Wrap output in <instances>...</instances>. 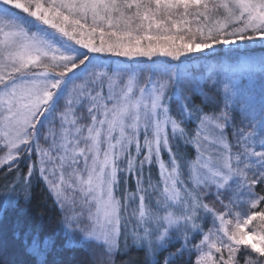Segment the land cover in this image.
Segmentation results:
<instances>
[{"label":"snow or ice","instance_id":"6c2138e0","mask_svg":"<svg viewBox=\"0 0 264 264\" xmlns=\"http://www.w3.org/2000/svg\"><path fill=\"white\" fill-rule=\"evenodd\" d=\"M257 42L264 0H0V264H264Z\"/></svg>","mask_w":264,"mask_h":264},{"label":"trees","instance_id":"16d2710c","mask_svg":"<svg viewBox=\"0 0 264 264\" xmlns=\"http://www.w3.org/2000/svg\"><path fill=\"white\" fill-rule=\"evenodd\" d=\"M188 66L197 69V71H202L205 73L220 72V73L234 74L235 76L243 77L248 81L256 80L257 76L255 75V73H259L261 70L260 68L259 69L255 68L248 71L233 72L231 71L232 69L229 70V68L224 66V63H222L220 60L215 61V59H214V63L212 64H205L203 61H200L198 63H194L191 61V63ZM21 171H24L23 164H21ZM156 172H157L156 168L153 167L152 174L155 175ZM0 180H3V174H0ZM33 196L35 197L34 203L36 204L46 203L49 208H52L51 200L47 198V192L44 190L43 184H40L39 186L35 187L33 191Z\"/></svg>","mask_w":264,"mask_h":264},{"label":"rangeland","instance_id":"374dc122","mask_svg":"<svg viewBox=\"0 0 264 264\" xmlns=\"http://www.w3.org/2000/svg\"><path fill=\"white\" fill-rule=\"evenodd\" d=\"M192 27H195V25H192ZM251 48H253L255 51H254V56L256 58H259L260 56H264V46H261L258 42L254 45H250ZM224 51H227V49L225 48ZM204 57H208L211 55V53H204L202 54ZM113 59H119V60H124L125 58H113ZM167 58L165 57H153V60H158V61H163ZM139 61H142L143 63H149L147 61V58H138ZM217 59H215L216 61ZM218 60H220L222 63H224V66H226L227 68L232 69L231 71L233 72H242V71H248V70H251V69H255V68H260L259 65H255V66H243V65H237L233 62H231L228 57H220L218 58ZM200 61H203L205 64H212L214 63V59H207V58H202L200 60H195L193 58L192 62L194 63H198ZM0 155H3V153H0ZM164 159L165 161L167 160V156L166 154L164 155ZM157 170V169H156ZM151 175L153 177V182H155V178L157 177V172L156 174H152L151 172ZM128 187L130 189H134L135 188V184H134V181L132 179H129L128 181Z\"/></svg>","mask_w":264,"mask_h":264}]
</instances>
